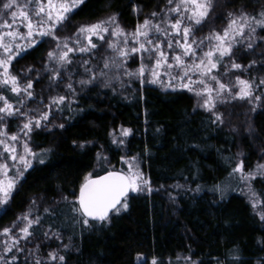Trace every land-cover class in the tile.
<instances>
[{
    "label": "trees",
    "instance_id": "1",
    "mask_svg": "<svg viewBox=\"0 0 264 264\" xmlns=\"http://www.w3.org/2000/svg\"><path fill=\"white\" fill-rule=\"evenodd\" d=\"M3 2L0 0V5ZM165 3L166 0H87L72 17L67 30L58 35H71L76 25L94 23L114 12L120 14V24L131 32ZM241 5L255 14L264 8V0H218L217 8L196 36L204 37L213 28L221 31L227 24L225 13ZM137 6L142 9L139 14L134 11ZM6 18L11 22L10 13ZM17 26L21 32L27 31L19 20L13 25ZM257 31L264 36V31ZM93 40L98 44L95 56L70 53L78 73L72 78L77 91L75 100L64 87L66 80L58 88L49 89L47 75L43 74L34 84L38 96L68 94L72 108L83 111L57 113L54 122L64 123L63 129L49 126L32 133L31 146L35 151L51 149L48 163L34 164L25 173L9 202V211L0 215V230L10 227L35 198L38 214L59 227L62 243H69L71 237L66 250L61 241L45 240L39 233L30 242L22 241L21 247L27 249L39 244V256L45 264H61L46 259L53 249L65 256L62 264H152L153 259L157 264H217V259L223 264H264V220L246 199L244 184L229 176L239 159L245 161L246 170L264 163V105L252 111L253 104L245 100L218 103L217 111L223 113L224 123L214 124L212 113L197 107L196 95L187 89L165 90L150 83L141 86L138 79L129 82L128 77H120L112 80L115 92L100 85L99 80L97 85L82 90L77 81L87 78V74L79 61L91 58L93 65L102 66L101 58L110 53L106 42L95 37ZM52 47L54 42H45L29 50L24 58L12 62L9 71L20 75L21 83H25L23 70L30 65L42 70ZM262 51L264 45L255 53L245 54L244 49H239L237 61L245 65L252 59L264 61ZM139 64V56H134L127 67L136 70ZM219 71L223 73L224 67ZM31 75L35 77V73ZM236 75L264 77V68L258 63L250 72L229 73L233 79ZM121 79L125 82L123 87ZM164 79L167 81V77ZM224 80L227 82L228 77ZM9 89L10 86L0 84V93L15 103L17 97ZM28 106L35 107L36 102L29 101ZM230 118L240 123L246 120V132L237 136L236 126L228 124ZM7 123L10 133L19 131L20 119L10 118ZM121 126L132 129L122 145L124 150L112 142L111 135L114 130L115 135L119 134ZM81 143L83 148L78 146ZM97 153L107 157L108 162L99 163ZM125 156L139 157L140 170L150 179L153 191L129 192L128 208L113 215L110 223L91 222V227L76 223L73 217H79L70 201L78 204L75 197L84 177L90 172L99 175L112 170L127 171L121 159ZM217 184L225 188L223 199L220 192L211 190ZM198 185L199 192L195 191ZM252 186L264 199V181L257 178ZM65 196L67 201L62 199ZM45 208H50L54 215L46 214ZM3 249L1 242L0 254ZM236 249L239 259L233 258ZM13 254L19 256L15 264H33L27 251L14 250L7 254L8 258Z\"/></svg>",
    "mask_w": 264,
    "mask_h": 264
},
{
    "label": "snow or ice",
    "instance_id": "2",
    "mask_svg": "<svg viewBox=\"0 0 264 264\" xmlns=\"http://www.w3.org/2000/svg\"><path fill=\"white\" fill-rule=\"evenodd\" d=\"M86 2L24 0L21 4L19 0H4L0 5V29H4L0 31V69H3L0 84L10 86L9 90L17 97L13 103L8 96L0 93V146L3 148L0 156L4 157L0 161V215H6L9 211V202L20 182L25 179V173L33 169L34 164L48 163L51 149L35 151L31 146L32 133L37 129H49V126L63 129L64 123L54 122L57 113L83 111L72 108L73 101L69 100L68 94L57 92L47 97L42 94L38 96L34 84L40 81L43 74L47 75L49 89L58 88L66 80L64 87L75 100L77 91L72 78L78 73L74 70L70 53L95 56L94 50L98 44L93 37L106 42L110 53L101 58L102 66L93 65L91 58L79 61L87 74V78L77 81L82 90L85 86L97 85L99 80L100 85L115 92L112 80L120 77H128L129 82L138 79L141 86L150 83L159 84L165 90H175L177 87L187 89L200 98L197 107L212 113L214 124L224 123L223 113L217 111L218 103L245 100L253 104L252 111L264 105V77L236 75L233 79L229 76L233 70L250 72L258 63L264 68V61L252 59L247 65L237 61L239 49H244L245 54L255 53L257 48L264 45V36L257 31H264V8L255 14L247 11L243 5L229 10L225 13L226 26L221 31L213 28L204 37H197L196 32L209 20L210 14L218 6V0H166L159 11H152L131 32L120 24V14L114 12L94 23L76 25L71 35H58V32L67 30L72 17ZM141 10L140 6L134 9L137 14ZM9 13L11 22L6 18ZM18 20L26 27V32H21L18 26L13 27ZM45 42H54V47L47 52L42 70L34 65L28 66L22 72L27 77L26 82L21 83L20 75L9 71L12 62L24 58L29 50ZM260 54L264 57V51ZM134 56H139L140 64L136 70H131L127 65ZM222 66L225 69L223 73L219 71ZM32 73H35L34 78ZM164 77H167V81ZM224 77H228L227 82ZM120 83L122 87L125 86L122 79ZM29 101H35L36 106L29 107ZM14 117L20 119L19 131L10 133L7 121ZM131 134V128L121 126L122 138H117L114 130L111 133L112 142L117 146L124 145ZM76 143L73 141V144ZM78 146L83 148L84 144ZM9 159L12 165L7 162ZM121 159L127 165V171L112 170L104 175L90 172L84 177L79 194L75 197L78 204L70 201L73 212L79 217H73L76 223L89 227L92 221L110 223L113 215L128 208L129 192L153 191L150 179L140 170L139 157L125 156ZM97 160L101 164L108 162L102 153H97ZM13 167L15 174L10 176L9 171ZM229 176L248 187L254 208L257 203L264 205V199H257L260 194L252 186L257 178L264 179V164L258 163L254 169L246 170L245 161L239 159ZM200 190L198 185L195 191ZM211 190L220 192L221 199L224 198L225 188L221 185L217 184ZM62 199L67 201L68 197ZM38 211L37 200L33 198L27 211L21 213L10 227L0 230V236L7 237L2 241L4 249L0 254V264H15L19 256L13 254L9 259L7 255L14 250L20 253L27 251L33 257V264H45V259L39 256V244L33 249L21 247V241L30 242L37 233L45 240L61 241V247L65 250L70 247L71 237L68 238L69 243H62L63 235L59 227L51 220L46 221ZM44 212L54 215L50 208H45ZM260 219L264 220V212L260 214ZM238 251H234V259H239ZM46 259L62 264L65 256L60 254L59 249H53ZM186 259L191 260V257ZM152 264H157L155 259ZM193 264L196 262L193 261ZM217 264L223 262L217 259Z\"/></svg>",
    "mask_w": 264,
    "mask_h": 264
},
{
    "label": "rangeland",
    "instance_id": "3",
    "mask_svg": "<svg viewBox=\"0 0 264 264\" xmlns=\"http://www.w3.org/2000/svg\"><path fill=\"white\" fill-rule=\"evenodd\" d=\"M1 71H3V69H1ZM196 99H197V102H198V100L200 99L199 97H197L196 96ZM237 121H238V123H237ZM247 123L248 122H246V120H244L243 122H241L240 123V121L239 120H235V119H233V118H230L229 119V121H228V124L230 125V126H232V125H235L236 126V128L234 129V131H235V133H237L236 135L237 136H239V135H242V132L245 130V132H246V126H247ZM237 124V125H236ZM239 134V135H238ZM117 138H122L121 137V135H120V133L119 134H116L115 135ZM19 147V146H18ZM121 147H122V150H124L123 148V146L121 145ZM21 151H22V149H20ZM0 151L2 152L3 151V148H2V146H0ZM2 158H4L3 156H0V161H3L2 160ZM10 165H12V161L9 159L8 161H7ZM123 164H125V163H123ZM264 164V163H263ZM125 167H126V170H127V165L125 164ZM13 169H15L14 167L13 168H10V171H9V175L11 176V175H14L15 174V171L13 170ZM259 180H261V181H264V179H261V178H258ZM244 188H245V197H246V199L249 201V203H250V205H251V207H252V209L254 210V212L256 213V214H261L264 210H263V206L264 205H261V204H259V203H257V206L254 208L253 207V204H252V200L250 199V196H249V192H248V187L246 186V185H244ZM258 193V192H257ZM263 193H264V191H263ZM258 200L259 199H261L260 198V196L257 198ZM6 238V237H5ZM4 240V238H2V236H0V243L2 242ZM21 243H23L22 241H21Z\"/></svg>",
    "mask_w": 264,
    "mask_h": 264
},
{
    "label": "water",
    "instance_id": "4",
    "mask_svg": "<svg viewBox=\"0 0 264 264\" xmlns=\"http://www.w3.org/2000/svg\"><path fill=\"white\" fill-rule=\"evenodd\" d=\"M106 173V172H105ZM105 173H102V174H99V175H104ZM78 194H79V191H78ZM129 195V194H128ZM78 196V195H77ZM92 222H95V221H92Z\"/></svg>",
    "mask_w": 264,
    "mask_h": 264
}]
</instances>
